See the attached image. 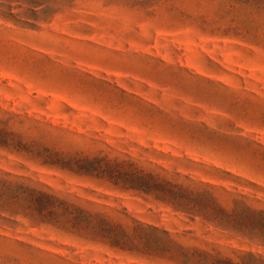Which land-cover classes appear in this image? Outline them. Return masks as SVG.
<instances>
[{"label":"rangeland","instance_id":"374dc122","mask_svg":"<svg viewBox=\"0 0 264 264\" xmlns=\"http://www.w3.org/2000/svg\"><path fill=\"white\" fill-rule=\"evenodd\" d=\"M86 160L187 188L191 213ZM27 188L59 201L48 210ZM252 209L264 0H0V264L264 261Z\"/></svg>","mask_w":264,"mask_h":264},{"label":"trees","instance_id":"16d2710c","mask_svg":"<svg viewBox=\"0 0 264 264\" xmlns=\"http://www.w3.org/2000/svg\"><path fill=\"white\" fill-rule=\"evenodd\" d=\"M95 160H86L87 163H92ZM97 166L96 171H100L103 175L106 174L107 177L112 179L115 184L120 185V187L124 190H135L145 194L153 195L155 199L166 202L170 204L177 210H181L187 213H191L189 208V202L194 197L192 196V192H189L187 188L182 187L181 185H176L171 181L160 177L155 174L143 172L137 168L126 167L121 162H114L111 160H105L103 164L99 161L94 162ZM29 201L31 203L41 204V200L38 201L39 197L45 199L46 209H50L54 207L55 203L59 200L50 194H44L35 189L27 188ZM213 211H217L215 208V199L209 198ZM208 206L204 204L200 205V207L195 208L194 210L198 213L204 211ZM246 213L249 215V207H245ZM206 212V211H205ZM251 212L255 215H264L263 211H256L254 209ZM264 222V217L263 220ZM99 228L101 232L108 233L112 235H118L119 233H123V230L114 224H109L106 219H99ZM207 264H264V261L256 259L254 256H249L243 263H235L230 259L225 258H216L210 260Z\"/></svg>","mask_w":264,"mask_h":264}]
</instances>
